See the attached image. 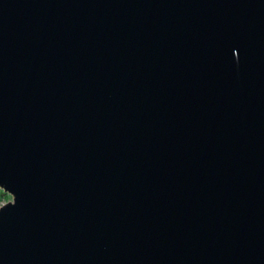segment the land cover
<instances>
[{
    "label": "water",
    "instance_id": "1",
    "mask_svg": "<svg viewBox=\"0 0 264 264\" xmlns=\"http://www.w3.org/2000/svg\"><path fill=\"white\" fill-rule=\"evenodd\" d=\"M0 264H264V0H0Z\"/></svg>",
    "mask_w": 264,
    "mask_h": 264
},
{
    "label": "rangeland",
    "instance_id": "2",
    "mask_svg": "<svg viewBox=\"0 0 264 264\" xmlns=\"http://www.w3.org/2000/svg\"><path fill=\"white\" fill-rule=\"evenodd\" d=\"M11 199V194L2 188H0V200L2 201H9Z\"/></svg>",
    "mask_w": 264,
    "mask_h": 264
},
{
    "label": "built area",
    "instance_id": "3",
    "mask_svg": "<svg viewBox=\"0 0 264 264\" xmlns=\"http://www.w3.org/2000/svg\"><path fill=\"white\" fill-rule=\"evenodd\" d=\"M4 203H6V201L0 200V206L3 205Z\"/></svg>",
    "mask_w": 264,
    "mask_h": 264
}]
</instances>
